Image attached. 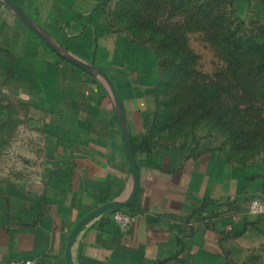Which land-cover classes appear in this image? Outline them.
Instances as JSON below:
<instances>
[{
	"label": "crops",
	"instance_id": "crops-1",
	"mask_svg": "<svg viewBox=\"0 0 264 264\" xmlns=\"http://www.w3.org/2000/svg\"><path fill=\"white\" fill-rule=\"evenodd\" d=\"M11 1L24 16L0 0V86L26 109L41 147L35 184L0 192V264H264V214L251 212L253 199L264 201V152L249 160L222 142L162 144L169 119L153 116L160 56L153 33H141L143 8ZM108 80L137 163V194L117 208L133 223L123 233L110 217L117 209L98 215L68 258L80 222L134 189Z\"/></svg>",
	"mask_w": 264,
	"mask_h": 264
},
{
	"label": "rangeland",
	"instance_id": "rangeland-1",
	"mask_svg": "<svg viewBox=\"0 0 264 264\" xmlns=\"http://www.w3.org/2000/svg\"><path fill=\"white\" fill-rule=\"evenodd\" d=\"M135 5L143 8L137 21L149 25L141 33L151 36L153 26L154 38L169 43L162 53L169 73L163 76L160 69L153 90L158 116L169 119L158 130L167 134L162 144L222 142L240 159L261 155L264 0H135ZM27 115L0 86V192L36 182L30 165L38 164L41 146Z\"/></svg>",
	"mask_w": 264,
	"mask_h": 264
},
{
	"label": "water",
	"instance_id": "water-1",
	"mask_svg": "<svg viewBox=\"0 0 264 264\" xmlns=\"http://www.w3.org/2000/svg\"><path fill=\"white\" fill-rule=\"evenodd\" d=\"M5 1L7 3H9L21 16H24L22 10L20 8H18L11 0H5ZM98 72L101 73L100 71H98ZM108 81H109L110 88H111L113 94L116 97L117 103L119 104L120 120H121V123H122L123 128H124V134H125V140H126L128 155H129V158H130V161H131V164H132V168H133V171H134V189H133L132 196L129 199V201H127V202H113V203L107 204V205L101 207L99 210H97L93 214H91L90 216H88L87 218H85L82 222H80V224L77 226V228L75 229V231L71 235V238H70V241H69V245H68V258H69V253L71 251V248L74 245V242H75L77 236L79 235V233L83 230V228L93 218L97 217L98 215L105 214V213H107V212H109L111 210H114V209H117V208H120V207L128 206L134 200V198H135V196L137 194V190H138L139 175H138L137 163H136L134 151H133V148H132L130 135H129V133H128L127 129H126V126H125L124 110H123L122 106L120 105V101H119V98L117 96V91H116L114 85L112 84V82L110 80H108Z\"/></svg>",
	"mask_w": 264,
	"mask_h": 264
},
{
	"label": "built area",
	"instance_id": "built-area-1",
	"mask_svg": "<svg viewBox=\"0 0 264 264\" xmlns=\"http://www.w3.org/2000/svg\"><path fill=\"white\" fill-rule=\"evenodd\" d=\"M251 212L255 215L264 214V201L262 199H253L251 202ZM112 221L118 226L121 232H127L132 223L133 217L126 211L115 210L110 214ZM13 264H35L32 260L22 259L14 262Z\"/></svg>",
	"mask_w": 264,
	"mask_h": 264
},
{
	"label": "trees",
	"instance_id": "trees-1",
	"mask_svg": "<svg viewBox=\"0 0 264 264\" xmlns=\"http://www.w3.org/2000/svg\"><path fill=\"white\" fill-rule=\"evenodd\" d=\"M154 30H152V33L154 34ZM152 39H153V47H154V49H155V51L159 54V56H160V69H161V71H162V75L164 76V75H166L167 76V74L169 73L168 71V67L169 66H165V61L167 62V60H168V58H165V56L163 57L162 56V53H164V51H166V50H168L169 49V43L167 42V40L166 41H164V42H162V43H160L159 42V38H154V35H153V37H152ZM263 53H264V49H263ZM171 60L172 61H169V62H174V60H176L175 58H171ZM165 84V83H164ZM166 85V84H165ZM167 85H169V84H167ZM156 102H157V106H158V109H159V100L157 99V97H156ZM158 109H157V113H156V115H155V117H159L158 115H159V111H158ZM159 118H164V117H159ZM168 123H169V121H167V124H163L164 126H167L168 125ZM162 125V126H163ZM161 126V125H160ZM159 126V127H160ZM155 128H157V126L155 127ZM164 129V128H163ZM152 132H154V130L152 131ZM117 210H120V209H117Z\"/></svg>",
	"mask_w": 264,
	"mask_h": 264
}]
</instances>
